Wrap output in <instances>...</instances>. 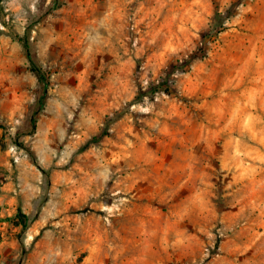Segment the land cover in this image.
<instances>
[{
    "label": "rangeland",
    "instance_id": "1",
    "mask_svg": "<svg viewBox=\"0 0 264 264\" xmlns=\"http://www.w3.org/2000/svg\"><path fill=\"white\" fill-rule=\"evenodd\" d=\"M1 185L0 264H264V0H1Z\"/></svg>",
    "mask_w": 264,
    "mask_h": 264
},
{
    "label": "trees",
    "instance_id": "2",
    "mask_svg": "<svg viewBox=\"0 0 264 264\" xmlns=\"http://www.w3.org/2000/svg\"><path fill=\"white\" fill-rule=\"evenodd\" d=\"M0 2H1V0H0ZM230 13L231 12L229 10L226 11V13L216 11L213 15V20H212L209 28L202 31V33H201V37H202L201 46H199L197 48V50L192 52L188 57L181 59V60H176L174 62H171L169 67H168L166 76H164L162 79H160L157 83H151L146 89H144L143 91H140V94L141 95L142 94H151L152 95L154 92L159 91V90L168 91L170 88L168 80H169V76L171 75V73L174 72L175 70H184L193 59L200 58V57H203L205 55L206 47H207V40L210 39L218 31V28L220 27L223 19L226 16H228ZM17 38L22 43V46L25 50L26 57H27L28 61L30 62V70L32 72H34L39 84L42 87L41 94L38 96V98L34 102V104L32 106V110L29 114V121L31 123V128L28 131H26V134H30L35 129L36 115L42 109V107L45 103V98H46V94H47V86H48L49 81H48L47 76L44 73L43 68L35 60V57H34L33 52L31 50L29 37L27 35H23L22 37H17ZM102 134H104V133H100L99 135L93 137V139L91 141H88V142L98 141L100 139V137L102 136ZM19 135H20L19 132L16 131L15 135H14L15 143L18 146H20L21 148H24L26 150V152L28 153L32 162H34L40 168L41 172L44 175L45 180L48 183L49 170L40 167L36 163L33 151L31 149H29L28 147H26V145H24V143L22 141L18 140ZM44 198H43V200H44ZM6 218L10 222H12L14 225H16V226L19 225L21 228V231L25 230L28 227L29 222H30V218L28 217L27 214H25L21 210L20 207L17 208L16 212L12 216H8Z\"/></svg>",
    "mask_w": 264,
    "mask_h": 264
},
{
    "label": "crops",
    "instance_id": "3",
    "mask_svg": "<svg viewBox=\"0 0 264 264\" xmlns=\"http://www.w3.org/2000/svg\"><path fill=\"white\" fill-rule=\"evenodd\" d=\"M3 185H1L0 186V189H3ZM13 197V196H12ZM12 197H8L7 199H6V196H4V194H2L1 196H0V202H3V200H4V202H6V201H9V202H12V200H13V198ZM15 210H16V206H14L13 207V213L15 212ZM7 214L9 215V214H11L10 212H7Z\"/></svg>",
    "mask_w": 264,
    "mask_h": 264
}]
</instances>
